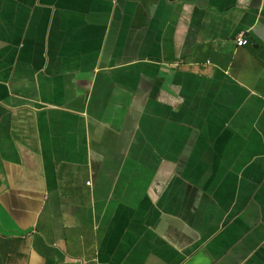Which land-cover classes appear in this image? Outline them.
<instances>
[{
  "label": "crops",
  "instance_id": "obj_1",
  "mask_svg": "<svg viewBox=\"0 0 264 264\" xmlns=\"http://www.w3.org/2000/svg\"><path fill=\"white\" fill-rule=\"evenodd\" d=\"M0 264H264V0H0Z\"/></svg>",
  "mask_w": 264,
  "mask_h": 264
},
{
  "label": "built area",
  "instance_id": "obj_2",
  "mask_svg": "<svg viewBox=\"0 0 264 264\" xmlns=\"http://www.w3.org/2000/svg\"><path fill=\"white\" fill-rule=\"evenodd\" d=\"M237 45H243V44H245L246 43V40L244 39V37H242V36H239L238 38H237Z\"/></svg>",
  "mask_w": 264,
  "mask_h": 264
}]
</instances>
